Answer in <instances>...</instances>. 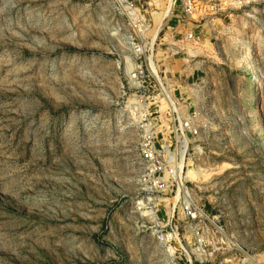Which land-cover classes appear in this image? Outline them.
<instances>
[{"label": "rangeland", "instance_id": "1", "mask_svg": "<svg viewBox=\"0 0 264 264\" xmlns=\"http://www.w3.org/2000/svg\"><path fill=\"white\" fill-rule=\"evenodd\" d=\"M139 56L170 110L134 109ZM0 264H264V0H0Z\"/></svg>", "mask_w": 264, "mask_h": 264}, {"label": "built area", "instance_id": "2", "mask_svg": "<svg viewBox=\"0 0 264 264\" xmlns=\"http://www.w3.org/2000/svg\"><path fill=\"white\" fill-rule=\"evenodd\" d=\"M188 5H191L190 2H188ZM188 9H190V7ZM188 38L192 39L193 34H188ZM136 64L137 67L135 68L134 73L130 74L129 77L133 80V90L136 94L140 93V95H137V98L132 103V105L135 106L134 109L141 113H150L151 110L159 112H163L168 109L170 110L171 105H174L170 99L171 91L168 90L163 83V80L167 78V75H162L154 71L152 72L147 64V58L145 56H139ZM147 80L152 82L153 85L147 84ZM197 82L198 83L195 84L193 83L196 87L201 86V83H203L202 80H197ZM197 90L199 94H201L200 90ZM186 94L190 95L188 92H186ZM180 95L181 98L177 100V103L180 101L184 103L186 110H189V112L194 114V120L201 123L202 120L200 114L203 112L205 107L204 99L197 101L192 93L190 95L192 98L190 99H183L182 94ZM150 98H153L154 101L146 102ZM150 123L151 121L149 120L148 125L144 124V126L149 129L151 128ZM184 127L188 128V130L191 129L188 122L184 124ZM200 128L201 126H197L193 133L198 135ZM157 138V133L150 131V129L145 130L142 140L141 159L144 162V170L148 172L151 177L149 185L146 189L147 193H152L154 191L163 193L166 190L168 183L176 179L178 172L175 164H168L169 160H174V158L176 160L177 154L168 150L166 154L161 155L163 150L157 147ZM183 213L187 219L190 220V222L195 221L198 218V214L194 209L186 208Z\"/></svg>", "mask_w": 264, "mask_h": 264}, {"label": "bare ground", "instance_id": "3", "mask_svg": "<svg viewBox=\"0 0 264 264\" xmlns=\"http://www.w3.org/2000/svg\"><path fill=\"white\" fill-rule=\"evenodd\" d=\"M193 53V52H192ZM192 87V86H191ZM191 93H192V91H191ZM195 93V92H194ZM196 94V93H195ZM194 95V94H193ZM195 96V95H194ZM196 98V97H195ZM197 99V101H199L200 100V98H196ZM186 142V141H185ZM185 145H186V143H185ZM186 147V146H185ZM185 147H184V149H185ZM198 151H199V153L201 152V149H198ZM201 174V169L198 167L197 169H196V171H194L193 173H192V175H200ZM189 176V175H188ZM252 259V258H251ZM254 260V259H253Z\"/></svg>", "mask_w": 264, "mask_h": 264}]
</instances>
